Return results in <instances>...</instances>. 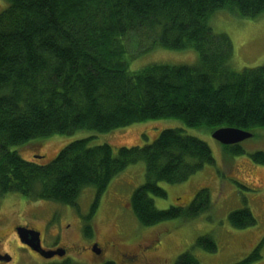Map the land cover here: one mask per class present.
<instances>
[{"label":"trees","instance_id":"16d2710c","mask_svg":"<svg viewBox=\"0 0 264 264\" xmlns=\"http://www.w3.org/2000/svg\"><path fill=\"white\" fill-rule=\"evenodd\" d=\"M255 19L264 0H9L0 13V193L19 194L77 208L93 187L96 201L129 166L146 163V182L131 200L143 227L174 219L192 220L211 208L201 190L186 208L160 211V187L185 183L215 159L209 145L182 129H168L151 144L92 146L90 139L66 146L50 163L24 160L16 148L78 131L108 134L150 121L178 119L190 128L264 129V66L235 72L233 45L211 20L219 12ZM136 45V46H134ZM137 47L139 48L137 50ZM133 48L137 51L129 53ZM155 48L195 50L193 66L155 64L130 70V59ZM245 154L239 146L225 147ZM251 160L264 167V151ZM236 229L257 224L249 209L229 215ZM198 247L216 252L211 237ZM264 239L237 264L261 260ZM176 264H200L192 254Z\"/></svg>","mask_w":264,"mask_h":264},{"label":"rangeland","instance_id":"374dc122","mask_svg":"<svg viewBox=\"0 0 264 264\" xmlns=\"http://www.w3.org/2000/svg\"><path fill=\"white\" fill-rule=\"evenodd\" d=\"M8 6L9 0H0V13ZM211 26L215 33L225 34L231 40L234 50L231 66L235 72L241 73L245 69L264 66V15L247 19L226 11L219 12L211 20ZM130 50V54L137 51L133 48ZM198 61L199 53L195 50L170 51L155 48L130 59V70L139 71L155 64L193 66ZM168 129H182L188 135L206 142L212 150L215 164L206 166L185 183H160L167 197L153 196L155 207L160 211L186 209L196 195L206 189L210 193V210L192 220L179 218L152 227L141 226L131 206L134 193L146 182V163L140 162L129 166L113 179L100 199L92 223L100 236L119 239L123 246H127L124 247L126 250H134L139 245L147 247L159 244V252L153 256L154 264H176L181 256L189 252L200 264L240 263L264 239V167L255 164L250 158L252 153L264 151V129H258L256 137L241 144L245 154L238 156L231 155L213 139L212 129L205 126L190 128L178 119L135 124L108 134L78 131L71 135H55L33 141L24 149L14 150L26 161L45 165L52 162L66 146L78 140L90 139L92 146L110 145L117 154L122 147L151 144L162 131ZM38 156H44L45 159L35 160ZM96 197L95 188H86L75 208L47 201L35 203L19 194L3 196L0 193V221L5 225L0 224V231L6 229V236L11 234L13 214L21 209L26 213L18 219L21 222L31 223L41 219L44 216L40 211L41 206V210L45 212L50 209V213L54 212V215H63L58 217L59 220L73 222L80 227L79 220L93 212ZM241 209H249L253 213L257 221L255 226L241 230L231 225L229 215ZM206 237H211L214 241L216 252L198 247V241ZM261 256V260L254 264H264V246Z\"/></svg>","mask_w":264,"mask_h":264},{"label":"flooded vegetation","instance_id":"af4514ba","mask_svg":"<svg viewBox=\"0 0 264 264\" xmlns=\"http://www.w3.org/2000/svg\"><path fill=\"white\" fill-rule=\"evenodd\" d=\"M41 209L42 206L40 211L44 216L31 223L18 220L26 214L18 210L13 214L11 234L6 236V229L0 231V264H154L153 256L158 254L159 244L126 250L127 246L119 239L100 236L93 218L88 223L91 215L82 217L78 227L73 222L59 220L63 216L59 213L54 215L50 209L46 212ZM20 229L26 230L25 239L32 246L23 242ZM45 254L52 256L47 258Z\"/></svg>","mask_w":264,"mask_h":264},{"label":"water","instance_id":"95a60500","mask_svg":"<svg viewBox=\"0 0 264 264\" xmlns=\"http://www.w3.org/2000/svg\"><path fill=\"white\" fill-rule=\"evenodd\" d=\"M212 137L214 140H216L223 146H235V145H240L249 139H252L254 137V134L240 130V129H235V128H221V129L214 131L212 134ZM39 159H43V157ZM18 232L23 242L31 245L25 239L27 237L26 230L20 229L18 230ZM51 256L52 255L50 256L46 255L47 258Z\"/></svg>","mask_w":264,"mask_h":264},{"label":"bare ground","instance_id":"6f19581e","mask_svg":"<svg viewBox=\"0 0 264 264\" xmlns=\"http://www.w3.org/2000/svg\"><path fill=\"white\" fill-rule=\"evenodd\" d=\"M255 135V134H254ZM253 139V138H252Z\"/></svg>","mask_w":264,"mask_h":264}]
</instances>
